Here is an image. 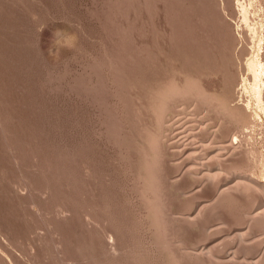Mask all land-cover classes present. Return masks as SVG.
<instances>
[{"label": "rangeland", "instance_id": "1", "mask_svg": "<svg viewBox=\"0 0 264 264\" xmlns=\"http://www.w3.org/2000/svg\"><path fill=\"white\" fill-rule=\"evenodd\" d=\"M0 264H264V0H0Z\"/></svg>", "mask_w": 264, "mask_h": 264}]
</instances>
